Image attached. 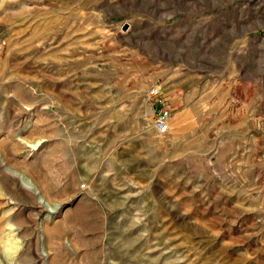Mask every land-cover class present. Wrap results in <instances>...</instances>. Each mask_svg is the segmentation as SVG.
I'll return each instance as SVG.
<instances>
[{"label":"rangeland","instance_id":"rangeland-1","mask_svg":"<svg viewBox=\"0 0 264 264\" xmlns=\"http://www.w3.org/2000/svg\"><path fill=\"white\" fill-rule=\"evenodd\" d=\"M0 264H264V0H0Z\"/></svg>","mask_w":264,"mask_h":264},{"label":"built area","instance_id":"built-area-1","mask_svg":"<svg viewBox=\"0 0 264 264\" xmlns=\"http://www.w3.org/2000/svg\"><path fill=\"white\" fill-rule=\"evenodd\" d=\"M159 93L158 88H152L149 91V97H154ZM169 110L158 104L154 105L152 121L159 133H166L169 130Z\"/></svg>","mask_w":264,"mask_h":264},{"label":"water","instance_id":"water-1","mask_svg":"<svg viewBox=\"0 0 264 264\" xmlns=\"http://www.w3.org/2000/svg\"><path fill=\"white\" fill-rule=\"evenodd\" d=\"M127 27H128V24L125 23L124 26H123V29H127Z\"/></svg>","mask_w":264,"mask_h":264}]
</instances>
